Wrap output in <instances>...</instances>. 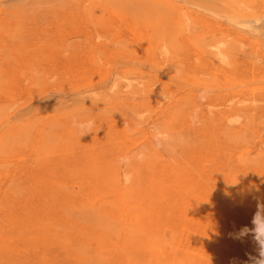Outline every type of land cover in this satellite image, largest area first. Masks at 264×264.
<instances>
[{
  "label": "rangeland",
  "instance_id": "374dc122",
  "mask_svg": "<svg viewBox=\"0 0 264 264\" xmlns=\"http://www.w3.org/2000/svg\"><path fill=\"white\" fill-rule=\"evenodd\" d=\"M263 48L264 0H0V264H251Z\"/></svg>",
  "mask_w": 264,
  "mask_h": 264
},
{
  "label": "clouds",
  "instance_id": "9594fccd",
  "mask_svg": "<svg viewBox=\"0 0 264 264\" xmlns=\"http://www.w3.org/2000/svg\"><path fill=\"white\" fill-rule=\"evenodd\" d=\"M91 126V122H89L87 126L88 130L85 131L83 135L91 132ZM81 127L83 128L84 125H81ZM252 224L254 225V228L249 229L245 226L234 235L235 238L239 239L248 235L250 232L253 233L255 241L259 245V255L258 257H250L251 264H264V205H258V210L252 219Z\"/></svg>",
  "mask_w": 264,
  "mask_h": 264
},
{
  "label": "bare ground",
  "instance_id": "6f19581e",
  "mask_svg": "<svg viewBox=\"0 0 264 264\" xmlns=\"http://www.w3.org/2000/svg\"><path fill=\"white\" fill-rule=\"evenodd\" d=\"M185 1V0H184ZM190 2V1H189ZM203 3V2H202ZM226 3V2H225ZM177 5V4H176ZM199 5V4H198ZM228 6V5H227ZM235 6V5H234ZM205 8V7H204ZM172 9V8H171ZM129 12V11H128ZM201 12V11H200ZM235 13V12H234ZM236 17V16H235ZM252 22V21H251ZM250 22V23H251ZM248 23V22H247ZM249 24V23H248ZM177 25V24H176ZM222 44V43H220ZM223 45V44H222ZM264 49V48H263ZM152 65V64H151ZM188 83V82H187ZM130 86V85H129ZM188 87V86H187ZM106 104V103H105ZM82 105V104H81ZM86 109V108H85ZM66 112V111H65ZM125 112V111H124ZM156 112V111H155ZM63 113V112H62ZM115 113V112H114ZM117 114V113H116ZM130 114V113H129ZM60 115V114H59ZM67 115V114H66ZM92 115V114H91ZM135 117V116H134ZM126 118V117H125ZM164 119V118H163ZM57 123V122H56ZM157 123V122H156ZM125 126V125H124ZM74 134V133H73ZM199 158V157H198ZM120 163V162H119Z\"/></svg>",
  "mask_w": 264,
  "mask_h": 264
}]
</instances>
